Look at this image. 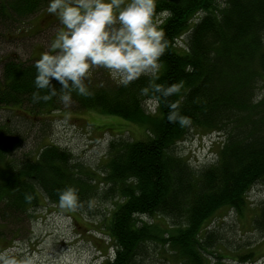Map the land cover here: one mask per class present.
<instances>
[{
  "label": "trees",
  "instance_id": "1",
  "mask_svg": "<svg viewBox=\"0 0 264 264\" xmlns=\"http://www.w3.org/2000/svg\"><path fill=\"white\" fill-rule=\"evenodd\" d=\"M50 1L0 0V18L23 22ZM136 1L160 21L147 49L154 73L92 85L74 76L65 54L3 60L0 109L23 108L18 116L33 123L68 105L98 108L146 131L117 135L95 168L56 142L34 156L21 152L16 122L1 123L0 218L22 221L69 204L114 249L101 264H146L158 249L164 257L155 260L165 264L251 262L255 241H264V197L243 218L253 209L250 191L264 187V0ZM149 100L158 115L147 114ZM193 131L219 135L216 158L192 163L178 151Z\"/></svg>",
  "mask_w": 264,
  "mask_h": 264
},
{
  "label": "rangeland",
  "instance_id": "2",
  "mask_svg": "<svg viewBox=\"0 0 264 264\" xmlns=\"http://www.w3.org/2000/svg\"><path fill=\"white\" fill-rule=\"evenodd\" d=\"M9 18L6 24H3L5 19L0 18V68L9 56L57 61L65 54L71 61L74 76L83 82L92 80V85H99L106 79L123 82L137 74L158 71L159 66L149 60L147 49L152 31L160 21L150 20L136 0H51L43 10L23 22L10 15ZM146 105L148 115H158L156 103L149 100ZM22 112L23 108L18 107L11 111L0 109V124L7 120L16 122L24 135L21 152L34 156L44 144L56 142L73 151L85 167L103 168L109 143L117 135L127 131L128 137L140 139L146 131L142 124L103 113L98 108L68 105L33 123L21 119L18 114ZM190 135L178 145L182 155L189 157L192 163L217 157L216 140L221 141L218 134L193 131ZM248 196L253 209L243 218L250 221L264 197L263 185L255 187ZM47 207L46 211L40 209L34 216H24L22 221L6 222L0 218V223L6 222L4 228L0 227L3 232L0 249L6 250L0 253V264H6L9 251L13 264H101L107 258L105 254H113L114 249L106 244L104 235L93 233L92 221L86 220L69 204L58 205V212ZM234 219L229 217V220ZM101 226L99 223L96 227L100 230ZM224 231L226 236L235 237L234 232ZM237 236L235 239L240 241L241 235ZM258 239L252 261L236 264H264V241L261 243L262 238ZM9 240L12 242L7 243ZM157 253L164 257L158 249L146 264H165L166 260L165 263L155 260ZM170 255L167 256L173 259ZM173 260L170 262L177 264Z\"/></svg>",
  "mask_w": 264,
  "mask_h": 264
}]
</instances>
